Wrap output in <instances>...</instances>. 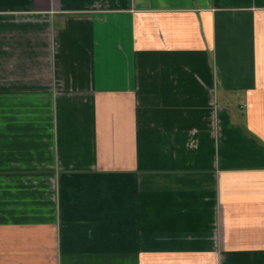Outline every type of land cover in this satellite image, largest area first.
Returning a JSON list of instances; mask_svg holds the SVG:
<instances>
[{
  "label": "crops",
  "instance_id": "1",
  "mask_svg": "<svg viewBox=\"0 0 264 264\" xmlns=\"http://www.w3.org/2000/svg\"><path fill=\"white\" fill-rule=\"evenodd\" d=\"M0 264H264V0H0Z\"/></svg>",
  "mask_w": 264,
  "mask_h": 264
}]
</instances>
